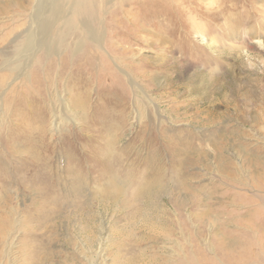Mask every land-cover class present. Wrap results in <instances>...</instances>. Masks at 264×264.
<instances>
[{
	"label": "bare ground",
	"instance_id": "1",
	"mask_svg": "<svg viewBox=\"0 0 264 264\" xmlns=\"http://www.w3.org/2000/svg\"><path fill=\"white\" fill-rule=\"evenodd\" d=\"M228 1L220 0L223 7L217 11L206 9V0H0V25L44 31L38 39L30 33L20 40L22 47L17 52L24 49L27 57L21 60L25 61L13 77V82L21 83L33 73L37 99L26 103L27 107H17L14 103L10 110L11 103L18 100L13 98L14 92L9 100L5 98L7 112L11 111L16 118L17 128L8 130V142L0 144L5 149L4 153L0 151V182L12 184L17 193L16 198L7 190L2 194L0 238L14 233L18 224L30 219L40 226L57 219L53 224L59 221L66 224L65 234L70 238L65 244L76 250L62 264H105V229L103 223L97 224L95 216L107 215L110 216V233L120 239V248L111 258L112 264L187 261L189 255L184 245L194 247L198 242L194 237L202 233L193 234L190 226L204 218L194 214L183 218L181 210L189 200L196 206L202 200L196 194L182 195L183 172L174 165L169 169L162 166L158 155L153 153L131 160L128 152L117 150L124 126V104L106 105L111 99L106 90L109 88L94 87L95 79L86 75V69L93 73L107 69L112 78L119 80L122 90L130 94L133 88L131 63L120 60L107 46L113 45L122 56L130 54L132 47L111 42L108 25L126 28L138 38L137 43H148L152 29L155 33L167 32L168 36L180 38L187 45L191 36H208L214 12L222 15ZM189 12L198 17L199 25L193 27L187 22ZM57 55L65 60L61 65L53 61ZM33 57L38 61L31 65ZM42 59L48 60L45 69L39 62ZM27 69L30 73L25 72ZM147 78L150 80L149 76ZM82 133L87 142H77ZM56 136L57 143L54 142ZM197 158L208 168L207 153ZM215 160L218 164L225 161L222 156ZM87 165L90 170L86 172L83 167ZM259 165L264 170V162ZM15 199L22 208L16 206ZM258 206L249 218H240L245 230L237 236L235 232H224L225 223L210 225L209 232H215L219 250L210 264H229L227 261L264 264V201ZM20 211L24 215L17 221L15 215ZM127 218L131 221L125 228H115ZM135 231L140 232L137 239L132 238ZM47 241H56L55 235ZM7 248L9 257L12 244ZM33 249L30 254L36 257L39 246ZM205 251L198 250L197 254L206 261Z\"/></svg>",
	"mask_w": 264,
	"mask_h": 264
},
{
	"label": "rangeland",
	"instance_id": "2",
	"mask_svg": "<svg viewBox=\"0 0 264 264\" xmlns=\"http://www.w3.org/2000/svg\"><path fill=\"white\" fill-rule=\"evenodd\" d=\"M214 13L208 36H191L187 45L180 38L168 36L167 32L155 33L152 29L148 43H137L138 38L129 34L126 28L108 25L111 42L132 47L130 54L122 56L113 45L107 46L120 60L131 63L133 88L130 94L122 90L119 80L112 78L107 69L95 73L86 69V75L95 79L94 87L109 88L106 90L111 99L106 105L124 104V126L117 150L128 152L131 160L137 156H152L153 153L158 155V163L162 166L169 169L174 165L183 172L182 195L196 194L202 200L199 206L189 200L181 210L183 218L194 214L204 220L198 219L190 226L193 234L199 231L201 236L199 239L194 237L198 240L194 247L184 245L189 255L187 261L179 260L175 264H210V259L219 251L216 249L215 232H209L210 225L225 223L227 228L224 232H235L236 236L244 233L241 221L249 218L251 211L257 210L259 203L264 201V170L259 165V162H264V0H229L223 18L219 12ZM30 33L38 39L44 31L0 25V144L7 143V133L17 128L16 118L11 111L7 112L11 92L18 101L11 103L10 110L14 103L17 107H27L26 103L37 99L33 73L25 82H13L25 61L21 60L27 57L24 49L17 52L22 47L20 40ZM63 59L57 55L53 61L61 65L65 62ZM34 61L38 59L33 57L29 63L32 65ZM47 61H39L43 69ZM29 69L25 72L30 73ZM42 104L46 107L45 102ZM56 141L58 136L54 138ZM79 141L87 142V137L82 133ZM0 151L5 152L1 145ZM204 153L209 155L208 168L197 158ZM218 156L225 161L218 164L215 160ZM83 170L87 172L90 167L84 166ZM6 190L16 198L14 186L0 182V202ZM14 201L22 208L20 202ZM23 215L21 211L15 215L17 221ZM95 217L97 224L103 223L105 229V264H112L111 258L120 248V239L109 231L110 216ZM56 220L41 226L33 219L15 224L17 229L14 233L12 231L0 238V264H62L65 258H71L76 250L74 246L65 244L70 238L65 234L66 224L60 221L53 224ZM128 221L131 220L127 218L119 222L115 228H125ZM55 225L58 227L51 230ZM2 228L0 223V230ZM137 231L133 239L140 236ZM52 234L56 241L49 243L47 239ZM7 244H12L11 257H8ZM35 245L39 250L33 257L30 252ZM257 248L255 245L254 249ZM202 249H206V261L197 254ZM227 263L231 264L230 261Z\"/></svg>",
	"mask_w": 264,
	"mask_h": 264
},
{
	"label": "clouds",
	"instance_id": "3",
	"mask_svg": "<svg viewBox=\"0 0 264 264\" xmlns=\"http://www.w3.org/2000/svg\"><path fill=\"white\" fill-rule=\"evenodd\" d=\"M204 7L208 10L215 9L218 11L223 7V5L220 3V0H206V3H204ZM185 11H188V9H185ZM187 22L193 27L199 25L200 23L198 17L191 12H189L187 16Z\"/></svg>",
	"mask_w": 264,
	"mask_h": 264
}]
</instances>
